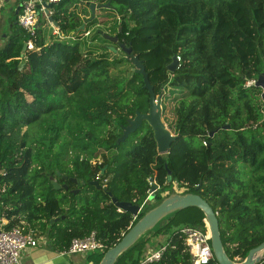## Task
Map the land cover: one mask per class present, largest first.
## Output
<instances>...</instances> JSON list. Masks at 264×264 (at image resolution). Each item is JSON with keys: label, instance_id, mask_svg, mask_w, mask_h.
Returning <instances> with one entry per match:
<instances>
[{"label": "trees", "instance_id": "1", "mask_svg": "<svg viewBox=\"0 0 264 264\" xmlns=\"http://www.w3.org/2000/svg\"><path fill=\"white\" fill-rule=\"evenodd\" d=\"M91 1L109 0H61L47 17L38 5L44 16L38 25L56 22L68 37L52 43L40 25L31 33L19 24L20 10L8 18L0 47L3 228L33 229L59 251L95 231L107 246L87 253L98 264L175 186L210 203L227 254L242 259L264 242V99L261 88L245 86L264 73V0H110L113 8L89 20ZM84 22L85 30L75 34ZM104 34L117 35L143 62L161 96L163 121L177 135L167 153H159L146 121L118 142L135 110L147 112L149 92L132 69L112 73L128 60L109 49L117 45ZM28 41L34 47L23 52ZM173 55L180 60L171 72ZM152 178L158 188L149 200ZM96 180L101 187L91 184ZM112 197L142 210L137 216L118 210ZM203 218L196 207L168 215L115 264H140L148 238L160 234L167 238L152 250L165 248L145 264H193L181 229L206 231ZM205 264L218 262L213 257Z\"/></svg>", "mask_w": 264, "mask_h": 264}, {"label": "water", "instance_id": "2", "mask_svg": "<svg viewBox=\"0 0 264 264\" xmlns=\"http://www.w3.org/2000/svg\"><path fill=\"white\" fill-rule=\"evenodd\" d=\"M41 2L44 6V12L48 14L51 3H48L45 0H41ZM110 2V0L106 3H97L95 1L88 2L91 14L89 20H92L96 16L97 10L112 7L110 6ZM15 11H19V6L15 8ZM49 20L52 21L51 16H49ZM53 25L57 27L56 22H53ZM85 28L86 22L82 23L76 29L75 34L80 30H85ZM104 36L117 45V47L114 45H108L109 49L113 50L115 53L120 49L126 54V59L132 64V70L143 76V87L149 92V106L147 112H141L139 109L135 110V116L131 118L128 121V124L123 127L122 134L119 137L118 142L124 141L130 134L135 132L141 126L143 121H146L152 128L153 137L157 144L159 153H167L172 142L177 138V135H174L163 121L161 96L156 95L143 62L139 59V56L133 52L131 46L121 42L117 35L104 34ZM26 49L27 43L23 45L22 51L24 52ZM167 68L171 72H174L178 68L176 55L172 56V60L168 64ZM255 86L261 88V97L264 99V73L257 78ZM50 180L55 189H60L62 187V185L55 180L54 176H50ZM69 180L79 182L76 178H69ZM170 180L171 171L168 170V181ZM150 182L151 188L149 190L148 199L153 200L158 185L153 178L150 179ZM91 184L101 187L98 180L91 182ZM63 186L66 189L68 188L67 184H64ZM103 188L106 189V187ZM78 190L79 189H74L73 191L74 193H77ZM107 193L110 196L112 195L110 191H107ZM111 201L118 208L129 211L134 216H137L142 210L141 205L133 204L127 201H118L115 197H112ZM188 207H196L202 211L204 215L203 220L207 226V230L209 231L212 253L218 264H260L264 261V242L251 248L246 256L240 260L231 258L227 254L221 238L217 213L213 210L210 203L202 198L198 193L190 191L178 192L172 190L167 195L162 196L153 205L147 207L143 214L136 220V222L129 228L122 238L114 246L105 251L98 264H115L119 256L125 254L132 247H134L140 238L146 232L153 229L158 222L168 215Z\"/></svg>", "mask_w": 264, "mask_h": 264}, {"label": "built area", "instance_id": "3", "mask_svg": "<svg viewBox=\"0 0 264 264\" xmlns=\"http://www.w3.org/2000/svg\"><path fill=\"white\" fill-rule=\"evenodd\" d=\"M3 0H0V2ZM48 3H55L61 0H45ZM17 3V5H16ZM38 5L44 11V6L41 0H18L15 2L14 7L19 6V24L34 33L36 26L38 25V19L40 10ZM51 13L49 10L48 14ZM46 14V13H45ZM46 14V17L48 16ZM90 30L84 32V38H88ZM57 38H68L66 35L61 34L59 30L54 32V38L48 42L52 43ZM34 47L32 41L27 42V48L32 49ZM180 58L177 56V61ZM257 79L251 78L245 82V86L255 85ZM121 210V208H118ZM181 232L185 234L186 242L189 250L193 256V264H205L208 263L214 256L212 253L209 231H203L194 227H184ZM42 243L41 237L33 229L28 231L24 230L22 226H13L9 229L0 227V264H21L22 251L29 247H35ZM106 244L100 240L95 231H92L89 235L79 238L75 237L71 240L69 246L65 248L62 253L73 255L80 253H88L94 250H103L106 248ZM165 246L159 249L152 250L140 264L158 260L164 250Z\"/></svg>", "mask_w": 264, "mask_h": 264}, {"label": "crops", "instance_id": "4", "mask_svg": "<svg viewBox=\"0 0 264 264\" xmlns=\"http://www.w3.org/2000/svg\"><path fill=\"white\" fill-rule=\"evenodd\" d=\"M6 1L7 0H5V2ZM15 8L16 7H14V9ZM45 24H48V23L45 22ZM39 25H40V28L44 27V25L41 23H39ZM49 26L52 30L51 34H54V32L58 30V27L54 26L53 23L49 24ZM8 31L10 30L5 29V31H2V29H0V39L4 38L5 40L2 43L0 41V47H3L5 45L7 41V39L5 38L6 37L5 35L8 33ZM0 220L3 222V223H0V226L2 225L3 227V225L6 223V219L1 218ZM21 264H95V263L87 259V253L69 255V254L62 253L59 250L54 249L50 244L43 243L42 245L24 249L21 254Z\"/></svg>", "mask_w": 264, "mask_h": 264}, {"label": "rangeland", "instance_id": "5", "mask_svg": "<svg viewBox=\"0 0 264 264\" xmlns=\"http://www.w3.org/2000/svg\"><path fill=\"white\" fill-rule=\"evenodd\" d=\"M18 0H7L5 2V0L1 1L0 2V29H2V31H5L8 30V27H9V23H8V18L12 12V9H14V5H15V2H17ZM17 5V3H16ZM100 15V13H98ZM41 19L43 20L44 19V16L41 15ZM44 25L43 29H44V35L46 37V39L50 40L52 39V35H51V28L49 26V24H45V22L42 23ZM103 30L106 29V27H101ZM9 32V31H8ZM1 43L4 42V38L0 39ZM97 43V42H95ZM98 44V43H97ZM107 45H110V44H107ZM86 46V45H83V47ZM132 69V64L128 61V62H122L120 64H117L113 67L112 69V73L116 74V75H121L122 74H126V75H129L130 74V70ZM77 189H80V188H77ZM174 190L175 191H178V192H182L183 189H177L175 186H174ZM171 192V191H170ZM169 192L167 190H165L163 193H162V196H165L167 195ZM83 196V194H81L79 196V199L81 200V197ZM184 210V209H183ZM0 223H3L1 220H0ZM2 227V225L0 226ZM42 239V243L40 245H42L43 243L44 244H48L47 242V239L44 235H39ZM167 238V235L165 234H160V235H151L147 242H146V252H147V255L152 251V247H154L156 244L158 245H161V243L165 242Z\"/></svg>", "mask_w": 264, "mask_h": 264}, {"label": "flooded vegetation", "instance_id": "6", "mask_svg": "<svg viewBox=\"0 0 264 264\" xmlns=\"http://www.w3.org/2000/svg\"><path fill=\"white\" fill-rule=\"evenodd\" d=\"M64 184H65V183H64ZM64 184H63V185H64Z\"/></svg>", "mask_w": 264, "mask_h": 264}]
</instances>
